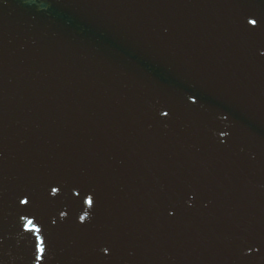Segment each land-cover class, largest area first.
<instances>
[{
  "label": "water",
  "instance_id": "1",
  "mask_svg": "<svg viewBox=\"0 0 264 264\" xmlns=\"http://www.w3.org/2000/svg\"><path fill=\"white\" fill-rule=\"evenodd\" d=\"M0 264H264V0H39Z\"/></svg>",
  "mask_w": 264,
  "mask_h": 264
},
{
  "label": "snow or ice",
  "instance_id": "2",
  "mask_svg": "<svg viewBox=\"0 0 264 264\" xmlns=\"http://www.w3.org/2000/svg\"><path fill=\"white\" fill-rule=\"evenodd\" d=\"M251 23H252L253 25H255L256 21H255V20H252ZM24 202L27 203V201H24ZM88 203H89V204H92V200L89 199V200H88ZM28 223L31 224V221H29ZM38 250H39V252H40L41 254H43V252H44V248H43V242H42V241H41V246L39 247Z\"/></svg>",
  "mask_w": 264,
  "mask_h": 264
}]
</instances>
